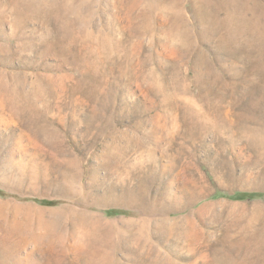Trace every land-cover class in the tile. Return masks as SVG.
<instances>
[{
    "label": "rangeland",
    "instance_id": "obj_1",
    "mask_svg": "<svg viewBox=\"0 0 264 264\" xmlns=\"http://www.w3.org/2000/svg\"><path fill=\"white\" fill-rule=\"evenodd\" d=\"M100 1L88 22L0 0V264H264V108L192 125L206 85L164 34L176 8L150 3L139 34L146 2ZM195 42L229 80V55Z\"/></svg>",
    "mask_w": 264,
    "mask_h": 264
},
{
    "label": "bare ground",
    "instance_id": "obj_2",
    "mask_svg": "<svg viewBox=\"0 0 264 264\" xmlns=\"http://www.w3.org/2000/svg\"><path fill=\"white\" fill-rule=\"evenodd\" d=\"M89 1L91 0H67L65 2L64 0H39V3L45 15L52 12L60 13L61 10L66 11L68 9L71 11L75 9L89 10V18L87 21L90 22L95 11L91 10V3L88 4ZM95 1L102 4L100 0ZM166 1L167 5L164 8L157 6V0H128L126 4L129 9H135L141 2H146V6L148 5V8L145 7L146 9L138 14H134L133 17V19L141 21V25L139 24L140 26H136V31L139 34L149 32L147 29L152 25L150 18V3H152L155 11L160 9L164 13H168L169 10L176 8L172 14L171 22L167 23L164 28V34L167 36L169 44H171L173 40L180 43L178 46H175V48L179 55L183 54L190 56L191 58L189 59L193 60V70L197 71L195 82L198 84L204 82V85H206V92L203 96L199 94L200 99L198 98L204 101L206 107L204 105L203 107L196 105L197 101L193 97L184 99L185 102H187V116L191 118L190 123L192 125L196 124L202 126L214 125L215 127L211 128L213 132H215L217 128L227 126L225 123L229 125L228 127L234 129L237 124L247 120V115H245L246 112L234 113L230 109L233 107L235 108L236 105L239 106L245 96L252 98L250 104L252 107L260 106L264 108V0ZM184 6L191 11L193 16L192 23L187 21L178 9ZM161 11L160 13H163ZM147 20L148 24L146 23ZM196 37L200 40L217 44L220 50L225 51V53L229 55L228 67L231 69L229 80H226L216 70L213 65V58H207L205 53L195 46ZM112 42L111 39V44H113ZM106 45L108 46V44L100 46L102 50L106 48ZM165 46L166 49L169 48L166 44ZM173 55L177 58L175 51ZM98 56L99 55H97V57ZM180 62L181 61L175 62L176 64H174V67ZM0 86V89L4 88L2 84H0ZM7 100L10 101V99ZM14 100H16V98ZM223 103H226L230 108L225 110L221 109ZM195 106L198 107L196 110H190V108L194 109Z\"/></svg>",
    "mask_w": 264,
    "mask_h": 264
}]
</instances>
